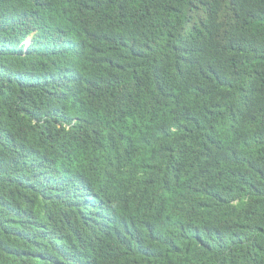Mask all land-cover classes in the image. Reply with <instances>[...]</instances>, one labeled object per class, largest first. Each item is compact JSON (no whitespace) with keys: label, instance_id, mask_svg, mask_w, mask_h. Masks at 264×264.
<instances>
[{"label":"trees","instance_id":"trees-1","mask_svg":"<svg viewBox=\"0 0 264 264\" xmlns=\"http://www.w3.org/2000/svg\"><path fill=\"white\" fill-rule=\"evenodd\" d=\"M113 259L264 264V0H0V264Z\"/></svg>","mask_w":264,"mask_h":264},{"label":"clouds","instance_id":"clouds-1","mask_svg":"<svg viewBox=\"0 0 264 264\" xmlns=\"http://www.w3.org/2000/svg\"><path fill=\"white\" fill-rule=\"evenodd\" d=\"M132 213L135 217L136 226L141 234L147 233V217L143 213V209H138L136 204L132 205L130 201H127L121 208L119 214L116 219L122 217L125 214ZM147 215V213H146ZM115 219V220H116ZM112 262L109 264H122L120 261L111 260ZM133 264V263H126Z\"/></svg>","mask_w":264,"mask_h":264},{"label":"rangeland","instance_id":"rangeland-1","mask_svg":"<svg viewBox=\"0 0 264 264\" xmlns=\"http://www.w3.org/2000/svg\"><path fill=\"white\" fill-rule=\"evenodd\" d=\"M27 43H29V40L27 41Z\"/></svg>","mask_w":264,"mask_h":264}]
</instances>
